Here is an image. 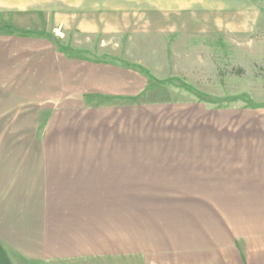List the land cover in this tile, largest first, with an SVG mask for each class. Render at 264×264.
<instances>
[{
  "label": "crops",
  "instance_id": "0c3cea01",
  "mask_svg": "<svg viewBox=\"0 0 264 264\" xmlns=\"http://www.w3.org/2000/svg\"><path fill=\"white\" fill-rule=\"evenodd\" d=\"M173 93L0 30V264H264V107Z\"/></svg>",
  "mask_w": 264,
  "mask_h": 264
},
{
  "label": "rangeland",
  "instance_id": "374dc122",
  "mask_svg": "<svg viewBox=\"0 0 264 264\" xmlns=\"http://www.w3.org/2000/svg\"><path fill=\"white\" fill-rule=\"evenodd\" d=\"M246 6L235 9L231 0H27V26L0 30L46 38L68 55L134 67L177 98L264 107V6Z\"/></svg>",
  "mask_w": 264,
  "mask_h": 264
}]
</instances>
